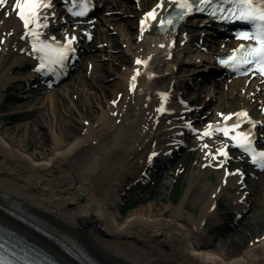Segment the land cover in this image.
<instances>
[{"label": "bare ground", "instance_id": "1", "mask_svg": "<svg viewBox=\"0 0 264 264\" xmlns=\"http://www.w3.org/2000/svg\"><path fill=\"white\" fill-rule=\"evenodd\" d=\"M93 2L96 11L93 19H86L88 23L80 22L84 19L74 11L73 0H51V7L41 10L42 24L47 21L46 27L39 28L41 39L59 45L66 43L69 36L76 37L73 51L63 62L53 63L43 70L40 69L42 53L33 48L29 29L24 27L18 10L13 7L15 0L0 4V102L8 86L17 90V84L21 83L30 88L33 81H38L48 91L51 89L48 106L53 114L58 98L71 95L67 89L62 92L56 89L76 73L77 68H72L71 64L75 65L73 60L82 41L85 37L92 41L97 37L98 40L78 58L79 68L85 60L92 68H88L86 75H74L75 84L91 89L82 98L85 103L96 99L92 107L97 113L92 112L78 123L65 118L59 123L55 120L52 125L42 122L40 127L25 123L13 129L21 134L20 139L9 134L12 129L4 132L0 124V242L9 237L22 244L24 250L19 247L21 252L17 254L29 264H264V228L245 246L234 250L221 247L215 250L213 243L199 237L205 232V221L213 214L219 198L220 192L213 183L196 190L193 181L179 205L173 208L166 206L154 211L149 205L124 217L119 213L125 194L156 157L166 159L170 158L171 149L173 152L184 150L186 142L182 139L185 135L190 136V147L200 153L197 175L204 176L207 168L216 169L220 180L224 181L228 176L229 161L234 159V151L240 149L231 136L224 135L217 126L244 121L245 117L234 114L247 112L251 122L255 121V132L264 130V77L238 75L220 70L218 65L220 58L245 42L220 34L212 40L213 49L188 46L195 38L185 35L183 29L193 25V18L181 22L177 29H167V23L160 27L161 20L166 21L169 15L178 13L180 0H163L162 7V0ZM60 8L70 20L58 21ZM153 9L155 19L148 17L145 20L146 13ZM142 21L146 23L143 25ZM80 24H87L91 35L83 34L78 27ZM109 29L117 34L124 51L112 53L105 70L100 62L102 56L89 54L99 50L100 46L115 52L117 45L114 38L108 36ZM192 32L187 33L191 35ZM13 58L17 61L10 72L3 73L2 69ZM138 58L147 64L137 63ZM119 64L123 65L121 71ZM185 67L193 70L188 72ZM24 68L35 70L29 77L15 76L13 71ZM210 70L217 76L222 73L219 77L229 90L223 95V106L225 103L229 107L231 101L239 103L232 111L215 108L212 121L206 122L203 117L193 123L185 119L191 117L193 111L185 101L189 89L182 91L181 83L185 82L189 87L191 77ZM185 72L187 76H181ZM109 76L113 81L102 88L101 94L93 93L96 83L107 81ZM133 76H136L135 89L131 87ZM107 92H111L112 98L107 97ZM161 93L168 95L165 98ZM203 96L199 95L192 103ZM216 96L215 93L208 95L206 100L212 104L208 107L220 102L221 95ZM45 105L37 109H45ZM53 116L57 117L56 114ZM226 116L231 119L225 120ZM78 125H82L81 129ZM209 125H212L209 131L213 134L205 135L204 130ZM38 128L44 131H38ZM161 136H165V141L174 139V146L162 150L164 145L158 142ZM258 137L260 146L255 145V148L264 151L261 145L264 136ZM32 138L37 140L39 153L31 152L27 144ZM44 141H50L48 148ZM221 149L228 153L227 156ZM241 150L248 155L252 166L264 171L253 162L249 152ZM261 171L259 177L263 182L259 186L249 187L245 177L239 174L231 177L233 188L241 191L246 188L252 197L257 192L260 195L258 199H250L249 208L244 204L243 196H231L241 212L264 207V172ZM192 191H197V218L186 210ZM225 243L226 246L228 243Z\"/></svg>", "mask_w": 264, "mask_h": 264}, {"label": "rangeland", "instance_id": "2", "mask_svg": "<svg viewBox=\"0 0 264 264\" xmlns=\"http://www.w3.org/2000/svg\"><path fill=\"white\" fill-rule=\"evenodd\" d=\"M58 15V21L70 20L69 15L63 8H60ZM93 18L94 16L90 19ZM80 22L88 23L86 19ZM78 27L82 30L83 34L89 33L90 27L87 24H80ZM190 30H193L191 35L187 33ZM183 32L185 35L195 38V42L189 43L188 46L195 47V45H201L207 48V50L213 49L214 43L212 40H215V38L219 36L215 29L209 25L207 21L203 20H195L193 25L190 24L185 27ZM108 36L114 38V42L117 45L115 52L107 51L104 47L100 46L98 47L100 48L99 50L97 49L93 54H89L102 56L100 62L104 64L103 69L105 70L108 69V65L110 64V62L108 63V59L111 55H113L112 53L122 54L124 51L123 45L118 43L119 38L115 32H112V30L109 29ZM97 41V37H95L93 41L85 37L78 50L82 52L85 51L86 53L89 46L96 45ZM85 57H88L87 54H85ZM16 61L17 59L13 58L2 69V72H10V69ZM88 62V60H85L81 68H79L78 64L77 71L74 75H86L87 72H89L88 68H92ZM130 63L131 61L128 59V64ZM114 66H116V64ZM119 68V71H121L123 69V65L119 64ZM34 70L35 68H24L20 71L15 70L13 72H15V76L20 78L31 76ZM185 70L189 72L193 69L192 67H185ZM185 74L187 73L185 72L181 74V76H184ZM74 75L70 79L66 80L61 86L57 87L56 91L59 90L62 92V90L64 91L67 89L70 91L71 95L68 98H58V101L55 102L53 107L55 109L53 114H51V108L48 103V96L51 89L48 91L41 85L40 82L33 81L30 88H25L24 85L19 83L17 84V90L12 86H8L3 91L2 101L0 102V124L2 125V130L7 132V129H12L9 134L15 135L16 139H20L21 134L18 135V133L13 129L25 123L34 124L36 127H40L42 122L52 125L55 120H57L58 123L62 121L61 118L78 123L87 116H90L92 112L97 113V109L92 107V103L94 104L97 102L96 99L85 103L82 98L91 92V89L75 84L76 80ZM201 77L202 76H200V78ZM200 78L199 76L191 77V82H189L191 83V86L189 87L187 86V83H181L182 86L180 89L182 91H186L187 88L189 89L187 90L188 95L187 100L185 101L190 104V109L193 111L191 113L192 116L185 117V119H190L193 123H195L196 120L206 117V122L212 121L215 117V113L213 111L216 110L215 108L223 107L222 110L227 112L232 111L235 107H237L239 101H227L229 102V107L225 103L223 106V95L225 96L229 93V90L224 86L223 79L210 78L209 80L202 81ZM111 81H113V77L109 76L107 81L101 82V84L96 83V88L92 90L93 93H99L100 95L102 88H104L107 84H110ZM212 93L217 95L216 98H219L221 95V100L220 102L216 101L213 103L214 106L208 107V104L210 105L211 102L206 99L208 95ZM240 93H242V90ZM106 95L108 98H112L111 92H107ZM199 95L204 96L200 101L192 103V101ZM245 95L246 93H244V96ZM241 96H237L238 99H241ZM72 103H74V105H72ZM43 104H47L45 105V109L43 108L38 110L37 108ZM68 108L71 110L68 111ZM54 114H56L57 117L54 118ZM78 127L81 129L82 125H78ZM38 129H40L38 131H44V129ZM259 135L264 136V130L259 131ZM185 137L182 139L186 142L184 150H177L173 152V149L170 148V158L169 156L166 159L156 157L153 160L152 165L146 169L144 175H142V177L135 182L132 188L129 189L127 194H125L122 203L119 205V213L124 217L136 210L148 208L149 205L153 206L154 211H157V209L163 210L166 206L173 208V206L179 205L186 190L193 181L196 183V190L201 189L205 184L213 183V185L220 192L219 198L217 199V204L216 207H214L213 214H211V216L205 221V232L199 237L205 242L213 243L212 248L215 250H220V247L221 249L227 248L234 250L245 246L247 241H249L252 237H256L263 231L264 207H262L261 210L250 207L251 209H249V212L248 210H246V212H241V210L235 206V202H232L231 196H243L245 201L244 204L247 208H249L250 199H258L260 195L258 196L257 192V195L252 197L249 195L250 190L246 188L243 191L233 188V185L231 184V177L239 174L245 177V181L249 187H253L255 185L259 186L263 182V180L259 177L261 170L259 171L255 166H252L249 163L247 154L241 151H234L236 153H233L235 154L234 159L229 161L228 176H226L224 181L220 180L218 175L219 171L216 169L207 168V171L206 169L204 170V176L199 177L197 175V170L201 160L200 153L195 148L190 147V136L187 134ZM36 141L37 140L32 138L27 144L31 147V152L39 153L40 151L38 150ZM158 142L162 146L164 145L162 150L165 149V151L168 147H172L175 144L174 139L171 142L167 140L165 141V136H161ZM44 143L48 148L50 141H44ZM261 145L264 146V144ZM261 172L263 173L264 171ZM196 193L193 192L187 199L186 210L190 214H195L197 218L199 217V210L196 203ZM169 214L170 211L166 213V216L168 217ZM240 236H242V238H239ZM226 241H228V244L225 243ZM223 243L227 245L225 246Z\"/></svg>", "mask_w": 264, "mask_h": 264}, {"label": "snow or ice", "instance_id": "3", "mask_svg": "<svg viewBox=\"0 0 264 264\" xmlns=\"http://www.w3.org/2000/svg\"><path fill=\"white\" fill-rule=\"evenodd\" d=\"M233 7L228 9V15H220L222 20H242L248 21L253 25L254 30L242 31L239 35L245 39L254 40L256 43H253L249 46L241 45L239 49L233 50L232 55L222 60V63L229 64L230 67L236 68L243 66L245 64H255L259 69L264 72V0H231ZM77 0H73V5L75 6ZM82 10L78 12V15H86L87 9L90 6V0H79ZM201 4L211 3V0H200ZM0 4H7V0H0ZM163 6V0L160 5ZM179 6L186 10V13H190L197 8V5L193 0H180ZM14 9L18 10L17 14L23 20L24 27L29 29V34L32 37V46L38 52L42 53L40 57V69L43 70L46 66H50L53 63H62L63 60L67 57L68 53L73 51L72 44L76 37L69 36L66 43L63 44H54L49 41L41 39V34L39 32L40 27H46L47 21L45 20L42 24L41 10L45 7H51V0H15ZM199 10H203L202 8ZM223 12L224 9L220 7L219 4L214 6L213 14L216 12ZM11 14V13H10ZM55 15V13H53ZM148 17L155 19V9L146 13L145 20ZM142 24L144 21L141 22ZM160 23L163 25L165 23L171 24L172 20H161ZM34 25L32 28L30 26ZM89 35H91L89 33ZM55 38H53L54 40ZM137 63L147 64V61L137 59ZM139 74V69H137V75ZM135 80L136 76L132 77L131 87L135 89ZM163 97H167L168 93H161ZM116 101H113L115 103ZM164 108L161 106V111ZM223 115V114H222ZM238 117H247L251 121V117H248L247 112H241L234 114ZM231 116H226L225 120H230ZM240 120H237L235 123H232L227 126L218 125V130L223 132L226 136H231L237 145L244 148L245 151L249 152L252 156L254 163H257L261 168H264V151H259L255 148L254 142L251 138V133L239 131L240 129ZM253 126H255V121H252ZM189 127H192L189 123ZM212 128V125H209L208 129L204 130L205 135L213 134L209 129ZM235 130V134L234 133ZM198 131V130H197ZM205 147H208L205 145ZM221 152L227 156V152L224 149H221ZM155 155V153H153Z\"/></svg>", "mask_w": 264, "mask_h": 264}]
</instances>
